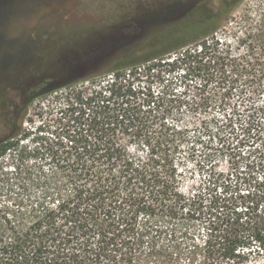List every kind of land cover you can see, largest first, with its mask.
<instances>
[{
    "label": "trees",
    "instance_id": "16d2710c",
    "mask_svg": "<svg viewBox=\"0 0 264 264\" xmlns=\"http://www.w3.org/2000/svg\"><path fill=\"white\" fill-rule=\"evenodd\" d=\"M255 10L254 18L238 25L245 28L238 39L246 44L244 57L219 56L234 69L208 72L216 84L212 96L222 110L220 119L196 124L183 121L179 112L169 122L171 111L156 101L132 102L141 92L135 83L164 59L151 57L63 85L79 116L60 136L59 146L47 145L41 130L24 129V119L17 132L2 138L0 264H246L264 259V0ZM220 42L204 39L200 50L186 49L168 62L216 57L210 53ZM212 99L204 100L205 108ZM188 126L194 129L191 135ZM126 138L137 151L130 150ZM214 139H219L215 150L233 145L238 153L246 141L257 143L244 152L254 157L251 164L235 179L219 173L218 185L208 180L204 190L182 191L171 149L199 143L205 165L213 157Z\"/></svg>",
    "mask_w": 264,
    "mask_h": 264
},
{
    "label": "rangeland",
    "instance_id": "374dc122",
    "mask_svg": "<svg viewBox=\"0 0 264 264\" xmlns=\"http://www.w3.org/2000/svg\"><path fill=\"white\" fill-rule=\"evenodd\" d=\"M258 2L2 0L0 141L17 132L19 122L24 119V129L41 130L39 133L47 145L59 146L58 139L78 123L76 117L79 116V108H74L79 106L69 90L61 87L101 70L61 68L124 69L121 65L151 57L164 59L135 83L141 92L132 102L136 98L144 104L156 101L168 113L171 111L167 116L169 122L171 118H179L174 116L179 112L183 121L196 124L201 119H220L222 110L212 96L216 84L208 72L234 69L218 60L219 56L244 57L246 44L238 39L244 37L242 30L245 28L240 30L238 25L254 18ZM217 38L222 42L217 45V51L210 53L216 57L209 55L210 59L200 60L192 55L171 64L168 62L181 56L186 49L190 48V53L196 48L200 50V42L204 39L212 43ZM140 69L147 68L141 66ZM261 82L264 86V77ZM260 96L264 99V90ZM207 98L212 102L205 108L203 102ZM193 132V127L188 126V134ZM218 140L214 139L213 157L205 165L201 162L203 148L199 143L194 147L187 143L171 149L169 157L182 191L204 190L208 188V180L217 185L221 183L219 173L235 179L238 170H247L254 157L249 159L244 152L257 143L246 141L240 148L243 152L238 153L233 145L215 150L219 147ZM125 142L130 150H138L130 138ZM246 264H264V259Z\"/></svg>",
    "mask_w": 264,
    "mask_h": 264
},
{
    "label": "flooded vegetation",
    "instance_id": "af4514ba",
    "mask_svg": "<svg viewBox=\"0 0 264 264\" xmlns=\"http://www.w3.org/2000/svg\"><path fill=\"white\" fill-rule=\"evenodd\" d=\"M61 69H111L109 67H63Z\"/></svg>",
    "mask_w": 264,
    "mask_h": 264
}]
</instances>
